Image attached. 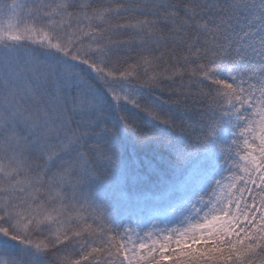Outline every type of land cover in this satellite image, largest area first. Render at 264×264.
Wrapping results in <instances>:
<instances>
[{
	"label": "snow or ice",
	"instance_id": "6c2138e0",
	"mask_svg": "<svg viewBox=\"0 0 264 264\" xmlns=\"http://www.w3.org/2000/svg\"><path fill=\"white\" fill-rule=\"evenodd\" d=\"M140 89L242 120L235 171L207 211L151 244L114 232L82 190L113 164L105 98L198 136L139 103ZM93 253L110 264H264V0L0 6V264H99Z\"/></svg>",
	"mask_w": 264,
	"mask_h": 264
},
{
	"label": "trees",
	"instance_id": "16d2710c",
	"mask_svg": "<svg viewBox=\"0 0 264 264\" xmlns=\"http://www.w3.org/2000/svg\"><path fill=\"white\" fill-rule=\"evenodd\" d=\"M157 71L163 72L164 68ZM173 79L179 83L181 79L188 81L189 77L174 76ZM139 95V103L156 107L175 123H191L198 130L199 138L191 131L182 132L152 119L130 104H122L117 109L105 98L102 123L114 130L106 139L113 164L108 168L100 165L98 176L88 180L82 190L104 211L114 232L123 235L124 230L131 229L132 241L145 238L151 244L166 234L175 235L174 229L180 228L189 217L194 222L202 216L216 183L229 171H235L232 168L236 159L234 142L239 139L242 120L210 112L203 106L173 103L172 97L164 93L140 89ZM121 114L144 135L141 137L124 128L119 120ZM245 115L251 116V113ZM216 122L215 131L209 134V128ZM68 198L71 199V192ZM175 247L173 244V250ZM128 254L132 252L129 250ZM93 255L100 257L99 264L109 261L104 253ZM81 264L88 262L81 261Z\"/></svg>",
	"mask_w": 264,
	"mask_h": 264
},
{
	"label": "rangeland",
	"instance_id": "374dc122",
	"mask_svg": "<svg viewBox=\"0 0 264 264\" xmlns=\"http://www.w3.org/2000/svg\"><path fill=\"white\" fill-rule=\"evenodd\" d=\"M12 2H13V0L5 1V2H1V1H0V6H2L4 3H12ZM229 175H231V174H229ZM227 176H228V175H227ZM227 176H226V177H227ZM226 177H224V178H226ZM224 178H223V179H224ZM223 179H222V180H223ZM222 180H221V181H222ZM118 194H120V193H118ZM58 206H59V205H58ZM205 211H207V209H206ZM205 211H204V212H205ZM178 229H179V227H178ZM169 234H170V233H169Z\"/></svg>",
	"mask_w": 264,
	"mask_h": 264
}]
</instances>
